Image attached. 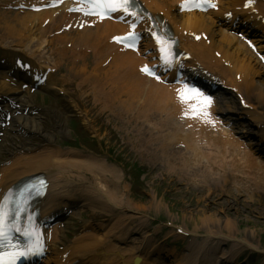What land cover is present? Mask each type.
Returning a JSON list of instances; mask_svg holds the SVG:
<instances>
[{
    "label": "bare ground",
    "instance_id": "1",
    "mask_svg": "<svg viewBox=\"0 0 264 264\" xmlns=\"http://www.w3.org/2000/svg\"><path fill=\"white\" fill-rule=\"evenodd\" d=\"M147 1L151 10L166 12L175 25L183 26V29L202 30L210 36L209 47L204 43H195L191 40L185 42L191 55V59L186 62L190 74L209 73L212 75L213 68L218 66L224 75L228 76L232 65L242 70L243 73L246 72L242 74L240 80V93L245 94L246 102L250 108L243 109L241 113L246 114L254 122L263 120L264 77L261 75V66L258 61H253V55L247 51L244 45L238 44L236 38L228 36L221 27L217 26L215 14L177 15L174 13L176 8L174 4L178 0ZM222 5L231 9L240 8L241 0H224ZM256 7L259 9L258 13L264 17V0L263 2L256 0ZM35 25L36 22L31 18H19V16L13 18L4 11H0V44H2L0 49L3 50L7 47L23 52L28 46H38L40 39L44 40L42 39L43 35L35 33ZM103 36L104 34L100 31L91 30L78 33L72 39L79 40L80 44L94 45L99 44ZM30 43L32 44L30 45ZM212 47L221 53L220 57H216L210 52ZM113 52H116L119 60L114 59ZM10 56V53H5L7 60L10 59ZM90 58L92 59H84L75 63L76 65H72L68 70L73 73L80 86L86 85L90 89L92 92L91 102L98 106L101 112H108L111 118H107L106 121H111L116 129L120 130L117 133L126 132L136 137L132 151H136L142 162H148L149 167L152 168L150 173L154 171L156 173L159 170L156 166L157 162H161V167L166 168L159 173L161 176L157 175V178L149 175L148 177L152 178L151 182L158 181L160 177L163 179L173 178L178 183H182L183 178H189L194 182L195 178L198 180L197 184L208 190L226 188L232 192L229 187L233 185L234 173H242L244 178L250 180L255 178L256 168L244 162L238 152L225 153L224 158H214L212 154H208L207 159L203 161L192 153L173 149L168 136V132L170 135L171 131L161 116L152 113L155 104L153 96H148L146 91L129 82L133 79L129 72L132 65L126 66L123 62L127 60L125 52L118 51L114 46L109 45L100 48ZM221 58L225 59L228 65L222 64ZM195 61L202 64L201 69L195 68L198 71H193L190 67V63L196 65ZM168 105L170 108L178 110L175 102L170 101ZM128 110H134L137 117L141 119L143 117L146 120L155 119L161 131L157 133L138 126L132 130L129 120L126 119ZM165 117L172 127L177 126L170 111L166 112ZM37 125V122H32L22 124V127L34 131L38 128ZM91 127L96 133L94 127ZM111 130L110 128L104 129V131ZM26 158L24 163L17 156L14 161L5 165L3 173L0 172V192L10 187L15 180L29 176L34 172H43L48 175L50 182L43 200L44 208L48 210L47 213H50L52 208L59 204L68 205L79 202L92 204L104 215L116 214L113 222L107 227L100 226L90 231L81 229L70 242V255H79L83 264H131L134 257L148 256L149 253H154L150 240L145 237V234L142 235V239L136 238L137 240H135L134 237H131V242L126 241L127 238L121 239L119 244L123 247V253L113 251L116 247L114 243L118 241L115 239L111 243V238L115 232L122 234L123 238L124 233L132 234L140 229L141 225L146 222L142 217L144 216L143 212L154 208L153 205H155V210H159L161 206L159 201L161 200L157 198V185L153 186L154 194H151L150 199L143 204L126 190L125 185L127 184L123 181V174L119 168L116 165H109L106 160L96 154L74 151L73 149L64 151L57 147H51L49 151L41 155L38 153ZM197 170L200 172V178L194 175ZM153 190L149 189L148 191L152 193ZM173 191L174 188L170 190V193ZM174 193L181 197V194L191 195L196 194L197 191L190 184L188 187L176 188ZM193 207H196L198 215L190 213L189 220L199 223L198 226L192 228L193 243L187 248L186 253L181 254L172 262L173 264H224L218 255L219 253L222 255L223 252H219L217 245H213V243L227 239L232 242L235 253L239 251L242 244L257 248L252 243L257 229L247 230L244 228L242 231L237 227L240 222L238 215L243 213L242 205L235 207L238 215L233 214L232 212H235L233 210H224L223 207L216 211H210L206 207H200L197 202ZM219 212L222 214L219 215ZM136 213H140V215ZM262 215L261 219H264V213ZM134 219L139 220L136 226L128 221ZM152 231H157V228H153ZM200 231L201 233H199ZM124 253L128 260L120 261L118 258ZM228 257L230 255H227L226 259Z\"/></svg>",
    "mask_w": 264,
    "mask_h": 264
},
{
    "label": "rangeland",
    "instance_id": "2",
    "mask_svg": "<svg viewBox=\"0 0 264 264\" xmlns=\"http://www.w3.org/2000/svg\"><path fill=\"white\" fill-rule=\"evenodd\" d=\"M123 159H126L127 162L122 165L123 173L125 176V182L130 185V187H133V189H141V199H138L143 204L145 201H148L150 193L148 190L150 188H143V186H150L152 183L154 185L158 186V195L157 198H159L161 201L159 210H155L154 208L145 210L143 212L146 222L145 226L138 229L136 235H144L146 233L152 234L151 236V242L155 244V250H157L159 253L166 254L169 249L173 250L171 252V256L169 257V261L165 260V264H171V261H175V259L172 260V256L178 257L180 254L185 253L187 251V248L189 247L191 243V238L188 235L185 236H178L175 233H173L170 229L173 226H170L171 224H174V226H186L192 229L194 226H198L199 223L193 222L189 220V214L193 213L194 215H198V211L195 209L194 203H198L200 207H206L207 210L210 211H216L223 207L226 211H235L232 212L235 215H238L236 213V208L242 205V211L243 213L241 215H238V218L240 220L239 230L245 229H257V232H255V236L253 237L252 243L255 245H258V248L262 253L255 252L259 249H252L251 247H247L245 244L240 245L239 254L236 258L234 255L233 259H224V261L227 264H236L239 261V258H241L244 255H248L249 258H253L255 260H261L264 257V219H261L263 217L264 213V196H260V201H251V200H245L244 198L237 199L233 196L231 197H222V196H214V195H207V193H199L197 196H190L187 194H181V197H178L179 195L174 193L176 188H183L187 187L186 184H178L176 179L173 178H166L161 179V177L158 179V181L154 180V182H151L148 176L144 179L143 173L138 170L139 161L137 156L134 157H127V153L124 154ZM119 159V161L123 160ZM165 168H162L160 171L156 172L154 175H151L154 178H157L155 175L161 176L159 174L162 170ZM131 175V178L128 176ZM135 181V182H132ZM174 184L178 185L175 186ZM174 188V191L170 193V190ZM137 193V190H135ZM142 192L145 193V196L142 195ZM140 193V191H139ZM219 203V204H215ZM137 215H140V213H136ZM222 214V212H219V215ZM187 215V216H186ZM240 216V217H239ZM102 218H107L102 216ZM132 225L136 226L139 223L138 219L134 220H128ZM157 228V231L153 232V228ZM191 231V230H190ZM201 232V231H200ZM256 234H260L257 236ZM191 236V235H190ZM232 248V242L227 240H222L217 245V250L223 251L226 253L227 250H230ZM234 249V248H232ZM167 255V254H166ZM168 256V255H167ZM248 258L243 257V264L246 263V260ZM251 260L248 259V262ZM263 261V259L261 260Z\"/></svg>",
    "mask_w": 264,
    "mask_h": 264
},
{
    "label": "snow or ice",
    "instance_id": "3",
    "mask_svg": "<svg viewBox=\"0 0 264 264\" xmlns=\"http://www.w3.org/2000/svg\"><path fill=\"white\" fill-rule=\"evenodd\" d=\"M210 2V0H208ZM197 7H200V4H196ZM215 6V5H211ZM93 7L102 8L104 13L106 14L108 11H117L123 10L125 13L131 11L132 15H136L135 11H132L134 7L133 0H94ZM103 18V17H101ZM129 36H134V33H129ZM156 36L157 43L161 46V52L165 53V59L168 56V48H167V41L153 33ZM114 39H121L120 37H115ZM145 72H148L150 75H155V73L151 72L148 66H145L143 69ZM159 79V77H157ZM179 95L183 101H193L195 100L196 103L189 104L190 111H186L184 113L185 116L187 115H203L208 116L210 115L206 109L211 105L212 98L211 96L205 95L203 92L200 91L198 88L185 86V88L179 90ZM214 123V121H213ZM6 213L0 209V244H4L5 241H9L7 244L4 245L5 251H0V264H16V260L21 257L31 256L33 254H37L43 251V245L41 244L39 238L37 237L35 240H29L23 246L19 244H12L9 240L7 235V231L5 229L4 220H5ZM20 231L19 228L16 229ZM26 236H31L30 232L24 233Z\"/></svg>",
    "mask_w": 264,
    "mask_h": 264
}]
</instances>
